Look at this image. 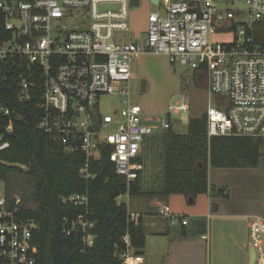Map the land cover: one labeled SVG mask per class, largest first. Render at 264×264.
<instances>
[{"label": "built area", "instance_id": "1", "mask_svg": "<svg viewBox=\"0 0 264 264\" xmlns=\"http://www.w3.org/2000/svg\"><path fill=\"white\" fill-rule=\"evenodd\" d=\"M157 1L159 9L149 14L146 34L137 43L115 37L128 32L132 0H0V117L8 122L0 134V155L9 147L6 135L13 120L23 116L19 104L30 105L40 88L37 128L66 153L84 155L81 178L92 177L90 162L103 152L129 186L142 170L137 160L144 140L172 126L170 113L189 109L182 95L168 106V116L151 125L144 122L140 107L131 104V67L135 57L146 53L163 55L186 73L204 70L214 103L205 113L209 138H264V46L254 38L257 24L264 21V0ZM217 33L231 39L215 42ZM110 95L122 107L101 115L100 98ZM128 197L117 201L128 204ZM60 201L88 206L86 194ZM19 203L16 196L10 203L0 191V264H35L36 223L17 216ZM159 214L178 222L165 204ZM128 215L131 222L138 219ZM62 223L64 235L78 232L85 248L93 246L94 222L79 216ZM248 234L253 264H264V219L251 217ZM121 243L116 252L121 264L143 263L128 233Z\"/></svg>", "mask_w": 264, "mask_h": 264}, {"label": "trees", "instance_id": "2", "mask_svg": "<svg viewBox=\"0 0 264 264\" xmlns=\"http://www.w3.org/2000/svg\"><path fill=\"white\" fill-rule=\"evenodd\" d=\"M254 38L264 46V21L257 24ZM191 76L199 88L206 89L203 69L195 70ZM38 92L40 88L30 105L19 104L23 116L13 120V129L6 135L9 147L0 155V182L6 199L13 204L12 196L20 190L17 216L36 223L32 235L35 264H121L116 252L122 248L121 239L127 233L134 253L141 255L145 247L144 214L156 215L165 221L166 228L160 235L178 240L201 238L208 232L207 218L182 216L172 224L150 206V201H165L180 195L192 205L199 195L225 198L224 186L209 184V168L255 169L259 165L261 139L209 138L204 113L189 119L185 134L175 132L171 126L166 130L156 129L147 137L137 160L142 170L129 186L116 175L103 152L98 160L90 162L92 177L84 180L79 174L84 155L66 153L37 128L41 116L37 107ZM7 123V119L0 117V134L4 133ZM73 194L88 196L87 209L60 201V197ZM125 194L137 211L135 222L129 220V205L117 201ZM213 210L216 211L214 205ZM79 216L95 223L92 233L96 238L90 248L84 247L80 233L67 236L62 232L64 218ZM182 219L187 221L186 225Z\"/></svg>", "mask_w": 264, "mask_h": 264}, {"label": "rangeland", "instance_id": "3", "mask_svg": "<svg viewBox=\"0 0 264 264\" xmlns=\"http://www.w3.org/2000/svg\"><path fill=\"white\" fill-rule=\"evenodd\" d=\"M149 10L150 12H155L157 8L149 5ZM115 37L125 42L137 38L130 28L126 34H117ZM230 39V34L222 33H217L213 37V41L218 43H226ZM148 67L150 74L144 72L142 74L143 77L139 74L135 75L134 70H132L131 104L140 107L144 115V122L151 125V123L160 121L168 116L169 105L179 103L182 95L187 96L190 106L188 111L178 115L170 113L173 130L179 134H185L189 119L197 118L206 113L208 106L210 104L214 105L212 99H210L206 89L204 90L197 86L191 76V72L186 73L176 63L175 65L170 64L168 60L159 58L158 60L152 61ZM141 82H144L145 88L143 92L140 89ZM121 107L120 100L116 96L110 95L100 98L98 109L101 115H112L115 110ZM211 170L218 169L209 168V172ZM252 170L254 171L241 170L236 174H226L223 178L225 181L223 186L226 188L227 197L223 199H230L239 205L242 204L249 213L264 219V168L261 170H257V168ZM2 190L3 184L0 182V191ZM21 195L22 192L19 190L12 198L15 200L16 196L21 200ZM128 205L129 212L135 214L137 211L134 210L130 200ZM143 227L147 233H157L165 229L166 224L162 218L156 215L150 216L144 214ZM247 229L245 232L242 230L240 235L246 236L247 248L249 250L250 242ZM219 231L220 228L214 231L216 240ZM158 242H163V240L159 237L148 236L147 245L143 254L145 256V264H161V256L165 248L163 245L159 248ZM222 251V246L217 241L213 242V238L211 237L205 246L204 264H221Z\"/></svg>", "mask_w": 264, "mask_h": 264}, {"label": "crops", "instance_id": "4", "mask_svg": "<svg viewBox=\"0 0 264 264\" xmlns=\"http://www.w3.org/2000/svg\"><path fill=\"white\" fill-rule=\"evenodd\" d=\"M138 2V6L135 7L133 5L129 14V28L137 36V38H134L130 42L137 43L143 39L148 28V16L152 13L149 10V5L154 6L157 10L159 9V2L157 0H138ZM159 58L168 60L163 55L150 53L138 55L133 60L131 72L134 70V74H139L141 77H143L142 74L144 72L150 74L148 65ZM259 150L261 157L257 170L264 168V138L261 139ZM241 170L254 171L252 169L211 170L210 172L208 171V182L213 187H221L225 184L223 178L226 174H236ZM162 204L169 207L170 214L174 217H205L208 220V225L210 223L211 225L208 227L206 235L192 240H178L173 236L160 235L162 230L157 233L145 232L144 249L147 245L148 236L159 237L163 240V242H158L159 248L162 245L165 248L161 256V264H204L205 246L211 237L213 238V242L217 241L222 246L221 264H249V250L247 248L246 236L240 235V232L242 230L246 231L249 220L254 215L249 213L242 204L239 205L230 199L210 198L208 195H199L192 205L187 204L185 198L180 195L170 196L165 201H158L156 199L150 201V206L156 208L158 211L159 206ZM213 205L216 206V211L213 210ZM217 228H220V231L217 234L216 240L214 231ZM144 249L141 254L143 258L142 264H145Z\"/></svg>", "mask_w": 264, "mask_h": 264}, {"label": "water", "instance_id": "5", "mask_svg": "<svg viewBox=\"0 0 264 264\" xmlns=\"http://www.w3.org/2000/svg\"><path fill=\"white\" fill-rule=\"evenodd\" d=\"M132 3H133V5L136 7V6H138V0H132ZM144 82H141V92H143L144 91ZM248 258H249V260H248V262H249V264H253V261H254V251H253V249L252 248H250L249 249V253H248Z\"/></svg>", "mask_w": 264, "mask_h": 264}]
</instances>
